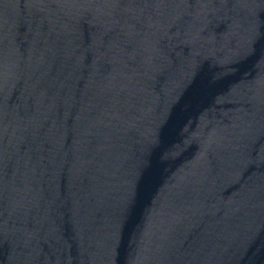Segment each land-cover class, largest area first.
<instances>
[{"label": "water", "instance_id": "1", "mask_svg": "<svg viewBox=\"0 0 264 264\" xmlns=\"http://www.w3.org/2000/svg\"><path fill=\"white\" fill-rule=\"evenodd\" d=\"M0 264H264V0H0Z\"/></svg>", "mask_w": 264, "mask_h": 264}]
</instances>
